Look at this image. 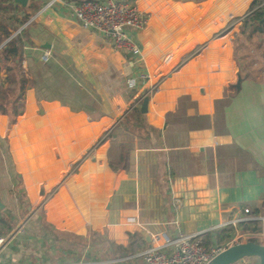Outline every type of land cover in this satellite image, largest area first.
Wrapping results in <instances>:
<instances>
[{
    "label": "crops",
    "instance_id": "obj_1",
    "mask_svg": "<svg viewBox=\"0 0 264 264\" xmlns=\"http://www.w3.org/2000/svg\"><path fill=\"white\" fill-rule=\"evenodd\" d=\"M76 1L0 0V15L29 23L22 65L77 84L121 82L126 54L78 24L67 7ZM126 1L150 14L133 37L158 89L145 112L132 104L141 85L114 106L73 96L74 107L28 76L21 113H0V233L10 235L0 264H144L143 233L179 228L219 244L231 220L262 228L264 24L242 26L257 0Z\"/></svg>",
    "mask_w": 264,
    "mask_h": 264
},
{
    "label": "built area",
    "instance_id": "obj_2",
    "mask_svg": "<svg viewBox=\"0 0 264 264\" xmlns=\"http://www.w3.org/2000/svg\"><path fill=\"white\" fill-rule=\"evenodd\" d=\"M49 5L50 2L46 3V7ZM67 7L82 28L102 34L109 39L113 50L126 54V66L130 69V74L131 69L142 65V54L133 33L148 25L150 14L147 11L126 0H81L68 3ZM256 10H264V0H257L246 15L251 16ZM200 49L201 46L194 47L181 62L196 55ZM49 56L50 52L45 50L39 59L46 62ZM164 61H168V56ZM136 74L135 77L142 86H148L146 94L158 89V80L152 82L153 77L146 70ZM131 80L134 83V78ZM49 195L50 191L44 195V198ZM249 211L248 208L243 209L244 213ZM244 219L246 218H237L228 223L235 228ZM259 234L264 237V223ZM9 239V234L0 235V249ZM247 240L257 242V234H235L226 242L217 244L208 243L200 233L187 234L179 228L173 234L162 230L150 235V242L142 252V259L144 264H207L226 247ZM260 243H264V240Z\"/></svg>",
    "mask_w": 264,
    "mask_h": 264
},
{
    "label": "rangeland",
    "instance_id": "obj_3",
    "mask_svg": "<svg viewBox=\"0 0 264 264\" xmlns=\"http://www.w3.org/2000/svg\"><path fill=\"white\" fill-rule=\"evenodd\" d=\"M5 18H7V17H3L2 15H0L1 20L5 19ZM9 21L13 22L12 17L9 18ZM23 24H24L23 28L27 29V27L29 26L28 25L29 23L27 24V23L23 22ZM21 25L22 24L17 25V29ZM242 26L247 28V30H252L254 28L255 25L253 23V20L250 18V15H248L244 19ZM245 50L247 52H249L250 54H252V53L254 54V52L255 53L257 52L254 50V39L251 41H248L247 47ZM21 66H22V69L24 71H26L28 76H30L31 73L34 75L35 81L38 82V84H36V87L38 88V90L43 92V94L47 93V94H49V97H59L62 100L64 99L67 102H70V104L74 107L76 106L75 105L76 103L75 104L73 103V100H74L73 96L78 97V98L93 97V98L97 99V101L100 105L102 102L106 103L107 100L104 98V97H106L107 99L110 100V102L114 106L116 101H118V100L120 102L123 101V99H126L128 97V95H131V93H133L137 87H140V85L142 86V84L139 80H138L139 85L137 84L138 82L137 83L132 82V80H131L132 78H134V80H137V78L135 76H131L132 73L123 77L121 82L119 81L120 79L118 78L119 80L113 81L112 83H109V84H101V83L100 84H96V83L86 84L84 82H80L79 80H77V81H79V84H77L74 80V79H76L74 74H72V77L67 78L64 76V74L62 72L61 73L51 72L50 70H48V67H47V69L36 70L35 72H32L31 70L28 71L26 66H23V65H21ZM141 69L142 68L139 66L136 73L140 72ZM28 79H29V77H28ZM44 79L46 81L42 82V80H44ZM28 83H32V81L28 82ZM135 85H137V86H135ZM56 86H59V88H57L55 90ZM146 87H148V86H146ZM144 89L145 88H143V90ZM143 90H142V92H145V90L144 91ZM146 90H147V88H146ZM142 96H141V94H139L138 97H136L135 99L132 100V104H135L134 106H138V104L141 103ZM113 99H114V102H113ZM137 102H139V103H137ZM99 108H98V112H99V110H101ZM107 134L109 135L110 133L107 131H105L104 133L102 132L100 134L99 138L103 139V137L107 136ZM229 228H230L229 229L230 236L227 235L226 238L219 240L218 243L226 242L229 238H231L235 234H246V233H248V234L256 233L257 234V242H261L264 240V237L259 234L261 232V223L260 222H256L253 224L248 223V224H244V225L238 224L235 226V228L232 226H230ZM252 228H255L256 230L254 231V230H252ZM0 235L5 236L7 234H1L0 233ZM243 237H246V236H243ZM256 261H257L256 258L248 257V258L244 259L243 264H254Z\"/></svg>",
    "mask_w": 264,
    "mask_h": 264
},
{
    "label": "trees",
    "instance_id": "obj_4",
    "mask_svg": "<svg viewBox=\"0 0 264 264\" xmlns=\"http://www.w3.org/2000/svg\"><path fill=\"white\" fill-rule=\"evenodd\" d=\"M28 7H31L29 5ZM254 27L259 28L264 24V10H256L250 16ZM21 22L9 21V18L0 19V113H7L14 120L21 113L23 106L22 98L28 81V74L21 67L24 57L23 46L26 43L32 45L33 41L29 30L22 28L18 33L12 35ZM26 37L24 40L23 38ZM242 225L256 223L254 220L240 222ZM252 230H256L252 228ZM248 258V257H247ZM245 259V258H244ZM244 261V260H243ZM238 261L234 264H243ZM257 264V261L254 263Z\"/></svg>",
    "mask_w": 264,
    "mask_h": 264
},
{
    "label": "water",
    "instance_id": "obj_5",
    "mask_svg": "<svg viewBox=\"0 0 264 264\" xmlns=\"http://www.w3.org/2000/svg\"><path fill=\"white\" fill-rule=\"evenodd\" d=\"M16 3L21 4L22 6H26L28 0H13ZM27 23V22H26ZM24 25L20 26L15 32L12 34L18 33ZM35 45L49 48L50 43L44 42L39 43L34 40ZM148 95L145 94L143 96L140 109L142 112L146 111V106L148 102ZM3 204L0 202V209H2ZM144 238L147 242H150V237L143 233ZM254 257L257 259V264H264V243L256 242L253 240H247L245 242H239L233 245H230L220 251L217 255H215L207 264H234L238 261H243L244 258Z\"/></svg>",
    "mask_w": 264,
    "mask_h": 264
}]
</instances>
